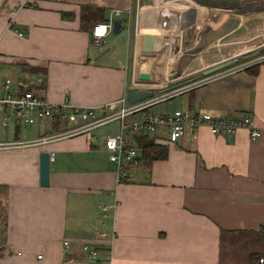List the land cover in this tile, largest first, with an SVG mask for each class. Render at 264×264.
Wrapping results in <instances>:
<instances>
[{
	"label": "crops",
	"instance_id": "1",
	"mask_svg": "<svg viewBox=\"0 0 264 264\" xmlns=\"http://www.w3.org/2000/svg\"><path fill=\"white\" fill-rule=\"evenodd\" d=\"M233 1L225 6L220 0H0V79L40 76L44 80L37 87L53 102L68 98L75 104L115 106L130 90L159 85L151 68L170 67L166 52L199 45L197 70L184 66L171 78L165 71L166 85L192 73L204 75L196 88L177 94L184 106L176 109L215 117L248 115L261 132L253 138L247 128L214 133L203 125L196 137L186 134L175 142L160 129L151 138L167 145V157L143 160L127 180L119 178V166L104 143L105 135L120 129V120L46 144L0 149V185L8 190L0 264H87L82 245L93 238L101 241L100 264H250L254 254L264 255V59L256 62V74L246 68L207 74L226 58H203L215 49L216 39L249 28L244 26L249 11L237 12L243 0ZM191 8L196 10L186 14ZM110 17L121 22L115 32L121 35L108 40L105 51L92 43V32ZM190 19L194 23L183 27ZM255 19L264 20V12L250 16L251 27ZM172 22L177 28L173 24L171 40L165 25ZM207 27L211 31L203 34ZM189 28H196L200 38L187 46ZM146 32L162 39L165 55L152 63L151 79L141 80L138 41L153 37ZM4 119L0 111V141L33 140L59 129L53 119L27 125ZM23 125L38 128L22 139ZM43 151L54 152L49 186L41 185Z\"/></svg>",
	"mask_w": 264,
	"mask_h": 264
},
{
	"label": "built area",
	"instance_id": "2",
	"mask_svg": "<svg viewBox=\"0 0 264 264\" xmlns=\"http://www.w3.org/2000/svg\"><path fill=\"white\" fill-rule=\"evenodd\" d=\"M120 12V9L116 11ZM115 21L112 17L96 24L92 32V43L104 46L108 42V36L114 29ZM20 35L24 31L17 28ZM254 63H249L241 68H246ZM35 80L39 81L36 82ZM43 77H13L11 75L0 79V111H5L4 122L12 119L23 124H34L39 119H53L67 125L65 129L55 130L39 138L28 141H0V149H8L34 144H46L76 133L86 131L120 120V129L104 137L106 148L110 151V158L119 166V178H130L131 170L143 163V154L133 136H128L127 131L133 135L155 136L160 129H165L170 141H178L186 134L197 136V130L207 125L214 133L236 131L240 128L250 130L253 138L261 132L257 128L253 118L248 115L232 114L215 117L210 112H194L189 108L175 109L171 113H163L153 108V105L174 97L184 89L171 90L168 94L152 95L149 98L137 102H130L127 94L117 102L119 105L103 103L100 105L75 104L66 98L62 102H53L44 94L38 84ZM149 83L137 82L136 86ZM149 90V89H146ZM142 155V158L139 157ZM54 160V152H51V161ZM109 207L103 206L104 210ZM104 236L105 234L101 232ZM100 240L93 238L83 243L82 247L87 252V264H100ZM67 245L70 244L66 240ZM1 250V249H0ZM41 257V255H39ZM264 263V255L261 257Z\"/></svg>",
	"mask_w": 264,
	"mask_h": 264
},
{
	"label": "rangeland",
	"instance_id": "3",
	"mask_svg": "<svg viewBox=\"0 0 264 264\" xmlns=\"http://www.w3.org/2000/svg\"><path fill=\"white\" fill-rule=\"evenodd\" d=\"M246 0H243L242 3V7H239L238 11H244V9H247L248 12V18L247 20H244V26H249L248 29H240L238 30V35L236 37L231 36H227L224 37L223 39H216V43L217 46L215 47L214 50L208 51L203 53V58H205L208 62H210L211 60H215V59H222L223 57L226 58V60H223L221 62L227 61L229 59L233 60V63H231L230 65H228L227 67L220 69L219 71H223V70H234L237 68H241L249 63H256L259 60L264 59V45H261L262 43H264V35L263 34H259V35H255L258 33V30L260 31H264V20H254V24L252 27L249 23V18L251 15H254L256 13H259L260 11L264 12V0H248V3L244 2ZM222 5L225 6H230L232 5V3L234 2L233 0H220ZM234 5V3H233ZM212 14V10L209 11V15L207 12V15L209 17L208 22H210L211 15ZM240 21V20H239ZM243 26V27H244ZM223 29V28H222ZM221 31H224L222 30ZM124 30V29H123ZM209 31H211L210 29H205L203 34H207ZM123 32H126L123 31ZM241 32H245L246 35H243ZM254 32V33H253ZM185 33V44H187V46L192 45L193 43H195V41L197 39H199L200 37L197 34V30L196 28H189L186 30ZM251 33H253V35H255L254 37H251ZM216 33H214L213 35H215ZM249 34V36H247ZM121 35V33L119 34ZM117 35L114 31L109 35L108 40L110 41L111 38L113 36H119ZM124 35H127L126 33ZM213 35L207 36V40H209ZM125 40H126V36H125ZM204 42V41H203ZM202 40L200 42L203 43ZM108 43H106L102 49L106 48L105 51L108 49L107 46ZM109 45V44H108ZM261 45V46H260ZM141 47V45L139 46V48ZM192 48H189L188 50H185L183 53L178 51V48H175L174 51H172V53H167L168 57H169V64H170V70L169 72H167L169 75V77H173L176 76L177 73H180L184 66H188L187 71L192 72L194 69L197 70V67H199L201 65L202 62V57H201V47L199 48V45L197 46H191ZM256 47L254 50L249 49V48H254ZM144 49V48H142ZM248 49V50H247ZM165 53H163V51H161L160 49L157 48H153L151 50L147 49L146 52H138V55H140L141 57V69L143 71H150V68L152 66V63L156 60V59H160ZM198 56V57H197ZM146 59H143V58ZM197 58V59H196ZM223 58V59H224ZM171 62V63H170ZM220 62V63H221ZM165 65H161V66H153L151 69L154 72H157V83L159 85L157 86H151L152 89L154 91V95H162V94H168L170 93L169 91L171 90H181L182 89H194L198 86V84L202 81V79L204 78L203 73L197 72V73H192L190 75L185 76L182 80H177L173 83H169L168 85L165 84L166 80V76H165V71L169 70L166 69L164 67ZM170 72H172L170 74ZM189 72V73H190ZM159 76V77H158ZM163 81V82H162ZM145 86V85H143ZM183 98V96L181 95H177L176 97H171L168 99H165L159 103H157V105L155 106V108L159 111L161 110H170L173 111L174 109H176L177 107H181L184 106L183 104H181V99ZM54 127L55 128H66L67 125L62 124L59 121L54 120ZM111 127H116V123H113L110 125ZM27 128V129H25ZM37 126L36 127H25L24 125L22 126V130L23 133L20 134L19 138L24 139V137L27 136H32L33 132L37 131ZM1 133V131H0Z\"/></svg>",
	"mask_w": 264,
	"mask_h": 264
},
{
	"label": "trees",
	"instance_id": "4",
	"mask_svg": "<svg viewBox=\"0 0 264 264\" xmlns=\"http://www.w3.org/2000/svg\"><path fill=\"white\" fill-rule=\"evenodd\" d=\"M259 64L260 63L252 64L246 67V69L256 74L259 72ZM136 136L144 160L152 161L155 159H161L167 157L168 155L167 145L157 142L155 138H151L153 136H149V137L140 136V135H136ZM5 196H8L7 186L0 185V223L2 225L3 232H6L8 227L7 203L5 201ZM262 256L263 255L260 254H254L252 256L250 264H264L260 260Z\"/></svg>",
	"mask_w": 264,
	"mask_h": 264
},
{
	"label": "water",
	"instance_id": "5",
	"mask_svg": "<svg viewBox=\"0 0 264 264\" xmlns=\"http://www.w3.org/2000/svg\"><path fill=\"white\" fill-rule=\"evenodd\" d=\"M196 8H191L187 13H191L192 11H195ZM195 19H190V21L183 24V27L190 26L194 23ZM121 31V22L119 20L115 21L114 25V32L118 33ZM233 63L232 59H229L227 61L217 63L216 65L210 67L205 72L207 74L213 73L216 71H219L220 69H223ZM141 80H148L151 79V73L148 71L142 72L140 75ZM153 95V91L151 90H130L128 92V98L130 102H137L140 100H144L146 98H149ZM140 158H142V155H139ZM40 168H41V185L43 186H49L50 185V174H51V153L49 151H43L41 153V161H40Z\"/></svg>",
	"mask_w": 264,
	"mask_h": 264
},
{
	"label": "bare ground",
	"instance_id": "6",
	"mask_svg": "<svg viewBox=\"0 0 264 264\" xmlns=\"http://www.w3.org/2000/svg\"><path fill=\"white\" fill-rule=\"evenodd\" d=\"M144 8V7H143ZM179 8V7H178ZM150 9V8H149ZM159 9V8H158ZM171 10V9H170ZM153 11V10H152ZM174 11V10H173ZM165 12V11H164ZM181 12V11H180ZM153 13H154V11H153ZM155 14V13H154ZM145 15V14H144ZM218 15V14H217ZM165 16H167V15H165ZM173 17V16H172ZM167 19V18H166ZM169 19H171V16L169 17ZM173 19V18H172ZM139 20V19H138ZM155 21V20H154ZM147 22V21H146ZM145 22V23H146ZM140 24V23H139ZM174 22H172V25L171 24H169V23H167L165 26H169L170 27V29L168 30L169 32H170V37H169V39L171 38V40L174 38V30H173V26L175 25L176 27L175 28H177V25L176 24H174ZM179 31V30H178ZM145 33V32H144ZM148 33V35L150 36V35H153V37L151 36V37H149L148 38V36L146 37V35H144V37H142V38H140V40L138 41L139 42V44L141 45V47H140V49H138V52H146L147 51V49H149V50H151V49H153L154 47L155 48H157V49H160L161 50V48H162V45H160V44H162V39H160L159 37H157V35H154L152 32H146V34ZM152 33V34H151ZM159 33H161V35H165V34H162V30L159 32ZM163 37V36H162ZM139 39V38H138ZM167 40V39H166ZM161 46V47H160ZM142 48H144V49H142ZM172 48V47H171ZM169 49V48H168ZM167 51H169V50H167ZM165 55V54H164ZM164 60V59H163ZM171 63V62H170ZM170 67H167L166 69H169ZM169 71H171L170 69L169 70H167V72H169ZM172 72H170V74H171ZM159 77V76H158ZM163 82V81H162Z\"/></svg>",
	"mask_w": 264,
	"mask_h": 264
}]
</instances>
